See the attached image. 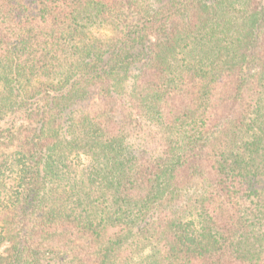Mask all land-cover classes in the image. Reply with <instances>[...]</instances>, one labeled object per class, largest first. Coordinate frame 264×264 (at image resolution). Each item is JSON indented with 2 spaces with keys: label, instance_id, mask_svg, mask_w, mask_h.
<instances>
[{
  "label": "trees",
  "instance_id": "16d2710c",
  "mask_svg": "<svg viewBox=\"0 0 264 264\" xmlns=\"http://www.w3.org/2000/svg\"><path fill=\"white\" fill-rule=\"evenodd\" d=\"M0 155V264H264V0H0Z\"/></svg>",
  "mask_w": 264,
  "mask_h": 264
},
{
  "label": "rangeland",
  "instance_id": "374dc122",
  "mask_svg": "<svg viewBox=\"0 0 264 264\" xmlns=\"http://www.w3.org/2000/svg\"><path fill=\"white\" fill-rule=\"evenodd\" d=\"M9 150H11V149H7L6 148V151H9ZM3 154L5 153V152H2ZM6 157V155H0V158H5ZM3 249V248H2ZM146 253V250H144L143 252H142V254H145ZM140 254V253H139Z\"/></svg>",
  "mask_w": 264,
  "mask_h": 264
}]
</instances>
